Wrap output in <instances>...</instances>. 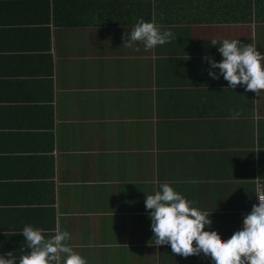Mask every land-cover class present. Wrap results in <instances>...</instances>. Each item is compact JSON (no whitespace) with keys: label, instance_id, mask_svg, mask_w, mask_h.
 <instances>
[{"label":"crops","instance_id":"0c3cea01","mask_svg":"<svg viewBox=\"0 0 264 264\" xmlns=\"http://www.w3.org/2000/svg\"><path fill=\"white\" fill-rule=\"evenodd\" d=\"M139 19L169 42L124 46ZM223 39L264 54V0H0V255L31 225L87 264H208L154 246L144 199L169 184L223 242L264 191V90L209 77Z\"/></svg>","mask_w":264,"mask_h":264},{"label":"clouds","instance_id":"9594fccd","mask_svg":"<svg viewBox=\"0 0 264 264\" xmlns=\"http://www.w3.org/2000/svg\"><path fill=\"white\" fill-rule=\"evenodd\" d=\"M172 33L161 30L154 20H137L132 30L124 33V46L142 44L144 50H151L169 42ZM221 59L205 57L209 65L208 75L212 79H223L227 89L237 86L245 93L255 95L264 90V54H258L256 47L236 39L212 40ZM135 51H140L139 47ZM218 70V71H217ZM239 113L233 112L232 119ZM249 214L242 221V228L221 242L210 227V213L192 206L179 192L167 183L159 185L154 194L145 195V210L150 220L154 246L167 245L172 253L183 257L202 254L208 264H264V195L257 196ZM24 237L22 253L8 252L0 255V264H87L68 245L70 233L55 230L45 236V230L25 225L19 232ZM195 242V246L193 245Z\"/></svg>","mask_w":264,"mask_h":264},{"label":"built area","instance_id":"2783aa9c","mask_svg":"<svg viewBox=\"0 0 264 264\" xmlns=\"http://www.w3.org/2000/svg\"><path fill=\"white\" fill-rule=\"evenodd\" d=\"M260 195H264V191L262 190V189H259V194H258V196H260ZM259 203V201H258V199H257V204Z\"/></svg>","mask_w":264,"mask_h":264}]
</instances>
